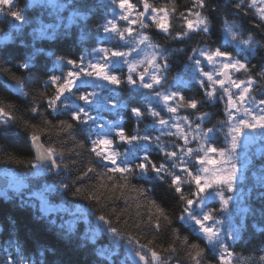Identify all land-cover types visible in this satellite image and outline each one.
<instances>
[{"label":"snow or ice","instance_id":"1","mask_svg":"<svg viewBox=\"0 0 264 264\" xmlns=\"http://www.w3.org/2000/svg\"><path fill=\"white\" fill-rule=\"evenodd\" d=\"M33 5L45 15L30 18L15 0H0V13L14 30L12 44L0 43V92L25 105L21 111L0 97V140L30 153L21 158L0 145V203L30 210L63 240L95 245L107 236L109 245L97 250L105 264H264V254L253 261L236 251L255 243L257 232L264 245V170L257 190H240L254 146L264 160V66L254 71L252 64L264 53V0H190L175 32L174 0ZM101 8L108 15L93 32L88 16ZM245 19L253 30H246ZM76 28L73 42L84 48L79 57L36 46L41 39L71 37ZM153 29L173 41L197 40L190 51L166 50ZM93 38L97 46L88 50ZM174 53H186V60L171 74ZM45 56L51 69L43 64L41 80ZM33 80L42 90L29 88ZM193 85L199 95H185ZM129 118L137 124L131 131ZM157 184L166 185L178 215L154 197ZM164 231L166 242L160 241ZM2 251L3 264H49L53 250L41 246L39 259L29 260L10 239Z\"/></svg>","mask_w":264,"mask_h":264},{"label":"trees","instance_id":"2","mask_svg":"<svg viewBox=\"0 0 264 264\" xmlns=\"http://www.w3.org/2000/svg\"><path fill=\"white\" fill-rule=\"evenodd\" d=\"M108 0H86V3L89 5L95 4H105ZM157 5L167 3L168 0H153ZM178 12L177 16L173 18V30L174 32L180 30V20L178 18L179 11H184L186 7L190 6V0H174ZM223 4V0H221ZM33 5V3H31ZM31 4L26 3L24 0H15L16 8H20L24 11L25 15H28L30 18L32 15L43 16L45 15L39 9H35L34 6L31 7ZM27 5V6H26ZM26 6V7H25ZM5 7V12L7 11V6ZM228 10L227 6H223L221 8L220 14L226 13ZM108 15L107 8H101L99 11L95 13V18L93 15L88 16V20L91 21L89 24V28L95 32L96 24L103 22V17ZM246 30H253L252 26L247 23V20L244 21ZM12 20L0 13V43L12 44V37L14 30L11 28ZM75 27V26H73ZM28 31H31L29 28ZM79 29L76 28L75 34L68 38H60L57 40H49V39H41L36 42L37 47H42L45 51H53L57 56H65L69 57L71 55H75L79 57L84 48L77 42L73 41L78 37ZM153 39L159 42L166 50H171L175 48H185L186 51H190L191 47L195 45L197 38L194 36L191 40L184 41H173L166 38L163 34H158L157 30H152ZM6 37H8L6 39ZM257 38H259V34L257 33ZM213 42H209L211 46H216ZM97 46L95 43V38L93 40L88 41L87 48L90 50L92 47ZM28 49H25L27 51ZM186 60V53H174L171 62V74H175L177 71L182 70V65ZM47 62L48 68L51 69V62L48 57H43L40 60V67L38 68V75H40V79L42 80L44 77V73L46 69L43 64ZM252 64L256 65L254 71H259L261 66H264V53L259 54L255 59L252 60ZM15 71V69H14ZM58 74V73H57ZM17 75H23V73L18 72ZM29 88L36 89L41 88L42 86L38 84L35 80L29 82ZM91 89H89L90 91ZM107 94V93H105ZM185 95H199V91L195 85L192 86L191 90H185ZM0 97L6 98V100L11 101L21 108L25 106L21 100H18L14 95H8L5 92H0ZM204 110H211L208 106H205ZM183 114V113H182ZM27 118V116H25ZM49 119H54V117L49 116ZM65 118V117H60ZM105 119H112L111 114H105ZM145 124L150 123V121H145ZM210 126V125H209ZM126 127L131 131L135 127H137L136 121L133 118H129L126 121ZM139 127L143 128L144 124L139 125ZM153 135L156 133L153 132ZM77 139H84V134L77 131L75 133ZM167 139V138H165ZM222 139V137H221ZM0 145H3L7 152L15 153L21 158L28 157L30 153L27 150V147L22 144H10L5 140H0ZM120 151H124V148L121 147ZM152 157L159 162L161 160V154L157 151H152ZM85 160L87 159V155L83 157ZM3 163L0 162V167H3ZM9 167H16L14 165H9ZM19 171H24V168L21 166L18 169ZM264 170V160L261 159L260 153L257 149L249 152V165L244 173L245 179L240 183V190L247 193L250 189L257 190L259 188V175L260 172ZM133 183L145 184L143 180H133ZM151 186V185H148ZM154 197L167 209L169 214L175 213L179 214L178 206L176 204L175 199L172 194L167 190L166 185L157 184L154 192ZM255 200V197H253ZM10 220H14L15 223L12 224ZM253 223L252 219H249V224ZM176 227H180L179 224L175 225ZM183 234H188L184 232ZM168 238L167 231H164L160 234V241L166 242ZM18 240L20 244L25 248V253L27 254L29 260L39 259L38 249L41 246H46L49 249H52L48 254L49 264H105L104 258L97 255V250L101 248H105L109 245L110 241L107 236L99 239L95 245L92 244H82L78 239H73L72 241L61 239L57 232L51 228H49L45 223L35 220L32 217L31 211L28 209H21L16 206V204L3 201L0 203V264H3V248L8 247L9 240ZM260 234L256 233L255 243L249 245L245 244L243 247L236 248V251L246 258L251 257L254 261L255 258L262 253V249H264V245L260 242ZM15 250V245L12 248H9L10 252ZM121 254L124 255L123 246H121L120 250ZM120 257V256H119ZM120 259V258H119ZM206 260H211L212 255L209 252L206 257ZM118 264V261H117Z\"/></svg>","mask_w":264,"mask_h":264},{"label":"clouds","instance_id":"3","mask_svg":"<svg viewBox=\"0 0 264 264\" xmlns=\"http://www.w3.org/2000/svg\"><path fill=\"white\" fill-rule=\"evenodd\" d=\"M213 2H216V0H213ZM219 19H220V16L217 15V21H218ZM218 39H219L218 34H217V35H212L211 38H210V41H209V42H213L214 40H215V41H218Z\"/></svg>","mask_w":264,"mask_h":264},{"label":"rangeland","instance_id":"4","mask_svg":"<svg viewBox=\"0 0 264 264\" xmlns=\"http://www.w3.org/2000/svg\"><path fill=\"white\" fill-rule=\"evenodd\" d=\"M24 1H25V0H24ZM25 2L28 3V4H29V3H30V4L33 3V2H30V1H25ZM33 6H34V5L31 4V7H33ZM258 147H259V145L254 146V147H253V150L258 149ZM238 166H239V162H238ZM244 176H245V175H244ZM216 206L218 207V205H216ZM107 238H108V237H107ZM119 258H120V260H122V259H123V255H120Z\"/></svg>","mask_w":264,"mask_h":264}]
</instances>
